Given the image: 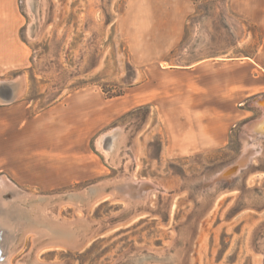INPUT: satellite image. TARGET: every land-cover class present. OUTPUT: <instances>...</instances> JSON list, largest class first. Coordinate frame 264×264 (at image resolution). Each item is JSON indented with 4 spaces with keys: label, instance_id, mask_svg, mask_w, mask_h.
<instances>
[{
    "label": "rangeland",
    "instance_id": "374dc122",
    "mask_svg": "<svg viewBox=\"0 0 264 264\" xmlns=\"http://www.w3.org/2000/svg\"><path fill=\"white\" fill-rule=\"evenodd\" d=\"M184 2L15 0L7 264H264V0Z\"/></svg>",
    "mask_w": 264,
    "mask_h": 264
},
{
    "label": "crops",
    "instance_id": "0c3cea01",
    "mask_svg": "<svg viewBox=\"0 0 264 264\" xmlns=\"http://www.w3.org/2000/svg\"><path fill=\"white\" fill-rule=\"evenodd\" d=\"M185 0H179V40L183 35L186 19ZM15 0H0V55L14 54L20 46L21 24L15 14ZM175 20V18H173ZM7 259H5L6 262Z\"/></svg>",
    "mask_w": 264,
    "mask_h": 264
},
{
    "label": "bare ground",
    "instance_id": "6f19581e",
    "mask_svg": "<svg viewBox=\"0 0 264 264\" xmlns=\"http://www.w3.org/2000/svg\"><path fill=\"white\" fill-rule=\"evenodd\" d=\"M33 1V0H32ZM8 83V82H7ZM1 84V83H0ZM3 84H5V83H3ZM10 85H11V83H10ZM19 88V87H18ZM20 89V88H19ZM8 94V93H7ZM6 94V95H7ZM11 94V93H10ZM9 98V97H8ZM0 102H2V99H1V97H0ZM4 102V101H3ZM8 102V101H7ZM3 104V103H2ZM256 106V105H255ZM258 106L261 108V109H264V100H261V101H258ZM263 120H261V121H259V122H257L256 123V127H255V129H258V130H261V131H263V133H264V116H263V118H262ZM118 136V135H117ZM121 136V138H122V135H120ZM103 137V136H102ZM105 138V137H104ZM107 138V137H106ZM102 140L103 139H101V143H102ZM116 140V139H115ZM99 141V140H98ZM97 141V142H98ZM104 141V140H103ZM100 143V142H99ZM100 143V144H101ZM105 145V144H104ZM100 146V145H99ZM104 147V146H103ZM117 147V146H116ZM116 147H115V149H116ZM119 149V148H118ZM248 149V148H247ZM104 150V149H103ZM246 151V150H245ZM248 151V150H247ZM106 152V151H105ZM117 153V152H116ZM247 158V157H246ZM240 162V161H239ZM239 164V163H238ZM240 164H241V162H240ZM132 178H134V177H132ZM131 179V178H130ZM135 179V178H134ZM133 179V180H134ZM135 181V180H134ZM133 181V182H134ZM130 182H131V180H130ZM130 182L128 181V182H124V183H129L130 184ZM133 184V183H132ZM131 184V185H132ZM136 184V183H135ZM128 185V184H127ZM127 185H125L126 187H127ZM0 186L1 187H3V188H5V189H7L8 187H9V185H8V183L5 181V179H1L0 180ZM129 186V185H128ZM99 187V186H98ZM93 188V187H92ZM104 189V188H103ZM151 190V189H150ZM149 191V190H148ZM95 192V191H94ZM98 192V191H97ZM88 194V193H87ZM87 194H85V196L87 197L88 195ZM93 194V193H92ZM98 194V193H97ZM71 195H73V194H71ZM96 195V194H95ZM94 195V196H95ZM75 196V195H74ZM84 196V197H85ZM127 197V196H126ZM1 198V197H0ZM78 199V198H77ZM87 199H88V197H87ZM91 199H92V197H91ZM95 199H96V196H95ZM95 199H93V200H95ZM85 200V199H84ZM89 200V199H88ZM134 201V200H133ZM6 202V201H5ZM78 202H79V200H78ZM88 202V201H87ZM90 202V201H89ZM95 202V201H94ZM9 204V203H8ZM1 206V205H0ZM4 206V205H3ZM4 210V209H3ZM40 210V209H39ZM2 212V211H1ZM32 214V213H31ZM47 218V217H46ZM52 218V217H51ZM7 220V219H6ZM1 221V220H0ZM13 223V222H12ZM54 223V222H53ZM72 223V222H71ZM1 225V224H0ZM51 225V224H50ZM53 226L55 227L56 225H54L53 224ZM69 226H67L66 227V229L68 228ZM83 227V226H82ZM2 228V227H1ZM5 228V227H4ZM48 227H46V229H47ZM70 228V227H69ZM51 229H52V227H51ZM7 230V229H6ZM49 230V229H48ZM53 230V229H52ZM55 230H57V229H55ZM62 230V229H61ZM70 231V230H69ZM1 232V231H0ZM4 232V231H3ZM2 232V233H3ZM6 232V231H5ZM4 232V233H5ZM72 232V231H71ZM37 233H38V231H37ZM36 233V234H37ZM42 233V232H41ZM56 233V232H55ZM57 234V233H56ZM39 235V234H38ZM41 235V234H40ZM67 235V234H66ZM66 235H65V237H66ZM54 236H56V235H54ZM8 237V236H7ZM60 238L62 237V236H59ZM3 238V237H2ZM4 239H5V236H4ZM38 239V238H37ZM56 239V238H55ZM63 239V238H62ZM51 240V239H50ZM70 240V239H69ZM64 241V240H63ZM2 242H4V240L2 241ZM47 242V241H46ZM66 243H67V241H66ZM70 243V242H69ZM0 244H1V241H0ZM64 244H65V242H64ZM3 245V244H2ZM67 245V244H66ZM4 249V248H3ZM2 250V249H1ZM6 250V249H5ZM6 253H7V251H6ZM7 255H9V254H6V256ZM1 257L3 258L4 257V255H3V250H2V254H1ZM8 260V259H7ZM7 260H6V262H4V261H2V262H0V264H7Z\"/></svg>",
    "mask_w": 264,
    "mask_h": 264
},
{
    "label": "water",
    "instance_id": "95a60500",
    "mask_svg": "<svg viewBox=\"0 0 264 264\" xmlns=\"http://www.w3.org/2000/svg\"><path fill=\"white\" fill-rule=\"evenodd\" d=\"M261 100H264V97H260L259 98V101H261ZM54 230H47L46 232H42L43 233V235L45 236V237H48L49 239H51V238H53L54 237V235H55V233L53 232ZM0 234H1V232H0ZM38 239H40V235H39V238ZM2 239H1V235H0V241H1ZM2 243V242H1ZM0 245H2V244H0ZM1 254H2V250H1V248H0V262H2V261H4L5 262V259H6V252L4 251L3 252V255H4V257L2 258L1 257Z\"/></svg>",
    "mask_w": 264,
    "mask_h": 264
}]
</instances>
